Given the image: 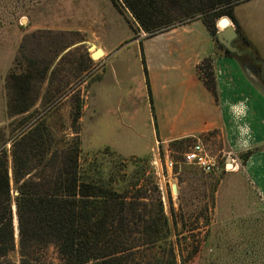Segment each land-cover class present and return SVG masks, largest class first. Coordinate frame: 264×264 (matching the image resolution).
Wrapping results in <instances>:
<instances>
[{"label": "rangeland", "instance_id": "1", "mask_svg": "<svg viewBox=\"0 0 264 264\" xmlns=\"http://www.w3.org/2000/svg\"><path fill=\"white\" fill-rule=\"evenodd\" d=\"M262 1L231 4L239 34L244 37L249 32L255 46L264 43ZM252 11L255 16L248 20ZM217 21L215 33L220 30ZM230 24L236 29L231 20ZM175 25H189L178 30L182 35L194 33L200 37L204 29L205 53L210 54L202 61L210 59L211 70L206 72L212 71L214 78L206 77V72L198 75L216 87L217 103L228 102L224 117L228 123L194 135L196 141L192 138L183 145H174V151L169 153L179 163L174 174L165 173L164 152L159 159L150 153V137L158 132L157 126L164 136L170 121L156 120L153 99L146 87L140 54L142 40L138 36L145 33L127 10L120 13L111 0H0V129H5L6 135L9 129H17L14 135H18L43 120L71 140L75 136L71 120L80 101L81 118L75 124L80 130V165L92 161L100 168L102 179L115 183L131 178L134 181L142 170L143 183L158 187L168 215L171 199L176 224L169 243L177 264H264V100L248 86L251 81L238 61L226 55L215 35L203 27L200 16ZM132 28L138 29L137 39ZM58 39L76 46L57 59L54 48ZM89 44L110 50V57L103 63L104 56L81 65L79 58L94 50L86 49ZM31 61L38 64L35 68L47 69L46 74L34 76L31 81L34 107L11 119L7 104L12 90L7 89L6 78L12 74L34 75ZM82 67L84 72L80 71ZM83 81L88 84V106L84 110L78 88ZM198 141L219 162V171L204 174L180 164L181 154ZM132 152L143 157L133 158L129 155ZM144 155L149 159L142 161ZM229 156L235 159V166L225 170ZM113 185L119 187L118 183ZM172 185L177 187L176 193ZM10 186L13 188L12 180ZM10 258L18 264L17 247Z\"/></svg>", "mask_w": 264, "mask_h": 264}, {"label": "trees", "instance_id": "2", "mask_svg": "<svg viewBox=\"0 0 264 264\" xmlns=\"http://www.w3.org/2000/svg\"><path fill=\"white\" fill-rule=\"evenodd\" d=\"M111 1L120 13L127 10L147 37L167 32L176 27V22L197 15L213 35L215 21L222 17H228L239 29L231 4L241 0ZM132 29L136 35L138 29ZM58 40L54 48L56 55L69 44ZM224 53L238 60L229 52ZM86 56L79 58L81 65L91 62L89 54ZM209 60L202 61L197 71L206 72ZM30 63L34 75L32 72L25 76L12 74L6 78L7 89L12 90L7 104L11 119L34 107L36 98L31 81L34 76L46 74L47 69L40 70L35 68L38 64ZM143 70L151 99L144 63ZM206 74L214 78L212 71ZM203 83L214 91L209 80ZM80 109L79 101L71 120L75 135L71 140L43 120L24 128L18 135H14L17 129H9L7 135L5 129H0V264H16L10 258L16 247L18 264H177L169 243L176 224L171 199L168 215L158 187L143 183L142 170L134 181L123 179L116 182L119 187L115 188V180L102 179L100 168L92 161L80 165V130L75 125L81 118ZM192 138L170 142L169 150L174 151V145H183ZM195 253L196 250L191 256Z\"/></svg>", "mask_w": 264, "mask_h": 264}, {"label": "crops", "instance_id": "3", "mask_svg": "<svg viewBox=\"0 0 264 264\" xmlns=\"http://www.w3.org/2000/svg\"><path fill=\"white\" fill-rule=\"evenodd\" d=\"M261 10V13L264 14V0L261 4ZM254 16L255 12L252 11L249 14L248 20L253 19ZM229 21L227 18V26L230 25ZM186 26L189 25H184L180 28L174 27L167 32L160 35L156 34L152 37L138 34L142 40L140 54L144 59L143 62L147 71L148 87L153 99L152 104L155 118L156 120L161 118L170 121L168 128L164 130V136H161L160 127L157 126L158 132L153 133L150 137V153L153 157L155 156V159H159L161 151L165 153V159L169 157L170 150L168 144L170 142L180 141L194 135H201L214 128L220 129L221 126L225 127V124L228 123L224 119L226 103L228 102L217 103L215 97L216 87L214 91H210L198 75V64L210 54L209 51L205 53L204 29L201 31L200 37L194 35V33L179 34L178 30ZM246 29L249 31L247 25ZM58 31L68 32V30ZM180 36H185V38H181ZM244 38L248 41L251 49L264 61V43L262 42L260 45L256 44L255 46L252 40L254 38L250 36L249 32L246 33ZM87 39H90V37ZM153 39L157 41L153 42ZM148 42V47H146ZM73 46H76L75 43H69L57 55V59L61 58ZM101 50L104 54L101 62L103 63L105 59L110 57V50L104 47H101ZM260 52H262V55ZM88 54L91 59L90 53ZM247 84L255 89L264 100V92L261 91L257 84L251 82H247ZM85 86H88V84L86 81H83L78 87L82 93L83 110L88 106L87 103L85 104L87 99ZM108 97L110 98V96ZM155 101H157V105ZM106 147L109 148V145ZM114 152L122 155L121 151ZM129 155L133 158L143 157L139 156L136 152H132ZM145 156L149 157V155Z\"/></svg>", "mask_w": 264, "mask_h": 264}, {"label": "built area", "instance_id": "4", "mask_svg": "<svg viewBox=\"0 0 264 264\" xmlns=\"http://www.w3.org/2000/svg\"><path fill=\"white\" fill-rule=\"evenodd\" d=\"M182 162L180 164L193 166L194 169L204 174L219 171V162L204 149L201 142L193 143L190 148L181 154ZM179 163H175L170 157H167L163 162V168L168 175L174 174V167ZM235 164V159L230 156L226 159L223 168L231 169ZM229 167V168H228Z\"/></svg>", "mask_w": 264, "mask_h": 264}, {"label": "water", "instance_id": "5", "mask_svg": "<svg viewBox=\"0 0 264 264\" xmlns=\"http://www.w3.org/2000/svg\"><path fill=\"white\" fill-rule=\"evenodd\" d=\"M225 24H227L226 17H222L219 21H217V26L220 29L219 32L217 31L215 34L218 45L223 47V49L229 52L231 55L237 56L238 58L243 56L244 54H247L252 59V61H254V63H257L258 66L260 67L261 69L260 75L262 79L264 80V77H263L264 61H262L261 59H258V57L255 56V54L251 50L239 51L238 48L233 47L232 41H234L237 38L238 34L236 32V29L232 27L231 24L229 26L224 27ZM92 48L95 49L93 52H90L91 59L93 60L94 55L99 53L101 49H97L94 44H89L87 47V50L90 51ZM8 147H10V145ZM172 190L174 193H176V186L172 185ZM14 195L17 196L18 193H15ZM13 217H14V220L15 219L17 220L15 207H13ZM14 220H13V225H14L15 233L17 232V237L16 236L15 237L18 238L17 222L15 220V224H14Z\"/></svg>", "mask_w": 264, "mask_h": 264}, {"label": "flooded vegetation", "instance_id": "6", "mask_svg": "<svg viewBox=\"0 0 264 264\" xmlns=\"http://www.w3.org/2000/svg\"><path fill=\"white\" fill-rule=\"evenodd\" d=\"M236 32H237L238 36L234 41H232V46L238 48L239 51H244V50L253 51L251 49L250 45L248 44V41H246L245 38L239 34L237 28H236ZM217 44H218V42H217ZM218 46L224 52L226 51L220 45H218ZM253 53L255 54V56L258 57V55L254 51H253ZM258 59H260V58L258 57ZM237 61L240 64V66H242V68L244 69V72L248 76V79L251 81V83L257 84L259 87L264 89V80L262 79V77L260 75L261 69L258 66V64L254 63V61H252V59L247 54H244L243 56L239 57ZM263 77H264V75H263ZM255 81H257V83Z\"/></svg>", "mask_w": 264, "mask_h": 264}, {"label": "bare ground", "instance_id": "7", "mask_svg": "<svg viewBox=\"0 0 264 264\" xmlns=\"http://www.w3.org/2000/svg\"><path fill=\"white\" fill-rule=\"evenodd\" d=\"M227 25L225 24V26L224 27H226ZM93 49V48H92ZM95 50V49H94ZM93 50V51H94ZM92 51V52H93ZM104 56V54H103V52L102 51H100L99 53H97L96 55H94V58L93 59H95V60H97V59H99V58H101V57H103ZM229 168V167H228ZM16 220V219H15ZM15 220H14V224H15ZM15 236L17 237V232L15 233Z\"/></svg>", "mask_w": 264, "mask_h": 264}]
</instances>
